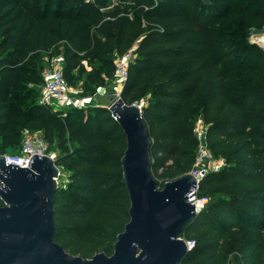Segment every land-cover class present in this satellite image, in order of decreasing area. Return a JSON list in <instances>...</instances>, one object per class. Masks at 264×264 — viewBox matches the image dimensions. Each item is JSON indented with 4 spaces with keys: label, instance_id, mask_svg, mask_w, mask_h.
I'll use <instances>...</instances> for the list:
<instances>
[{
    "label": "trees",
    "instance_id": "1",
    "mask_svg": "<svg viewBox=\"0 0 264 264\" xmlns=\"http://www.w3.org/2000/svg\"><path fill=\"white\" fill-rule=\"evenodd\" d=\"M251 28H264V0H0V152L20 148L26 128L58 140L56 163L71 174L54 198L56 242L84 258L111 255L130 198L122 127L106 106L42 104L46 59L62 54L69 85L89 96L135 46L121 96L142 105L159 187L194 165L199 115L213 155L227 161L200 182L210 201L181 235L195 244L180 264H230L231 255L262 264L264 48L248 40Z\"/></svg>",
    "mask_w": 264,
    "mask_h": 264
},
{
    "label": "water",
    "instance_id": "2",
    "mask_svg": "<svg viewBox=\"0 0 264 264\" xmlns=\"http://www.w3.org/2000/svg\"><path fill=\"white\" fill-rule=\"evenodd\" d=\"M106 107L126 135L121 163L130 198V220L117 235L113 253L84 258L53 239L56 160L34 154L29 167H21L7 164L0 154V264H180L188 254L181 235L198 215L195 203L187 201L195 176L187 172L159 187L142 106L120 94Z\"/></svg>",
    "mask_w": 264,
    "mask_h": 264
},
{
    "label": "built area",
    "instance_id": "3",
    "mask_svg": "<svg viewBox=\"0 0 264 264\" xmlns=\"http://www.w3.org/2000/svg\"><path fill=\"white\" fill-rule=\"evenodd\" d=\"M92 1V0H86ZM135 46L129 49L122 55H116L115 59V74L114 77L120 81H126L129 74L130 62L135 57ZM85 67L90 69L88 63L84 61ZM64 57L62 54L54 55L47 58L44 69L42 71V90L40 95V102L42 104L54 106L55 109H65L67 107L84 108L91 100V96L79 97L72 94L69 83L63 73ZM142 106L141 104H139ZM209 124L199 115L194 120V134L197 138V154L194 165L189 170L197 180L196 188L192 189L187 195V201L195 203L196 212L199 213L207 206L210 201L209 196H200L199 185L203 178L209 173L217 172L227 165L224 157H215L208 143ZM57 151L51 149L48 142L40 135L34 133L31 129H24L22 132V140L20 144V151L15 154L1 153L6 156V163L18 164L21 167H29V162L34 154L48 155L54 160H57ZM58 166V164H57ZM59 169V167H58ZM60 176V169L56 181L59 187L58 178ZM67 187V186H66ZM63 187V188H66ZM181 238H184L181 236ZM188 250L194 247V241L184 238Z\"/></svg>",
    "mask_w": 264,
    "mask_h": 264
},
{
    "label": "rangeland",
    "instance_id": "4",
    "mask_svg": "<svg viewBox=\"0 0 264 264\" xmlns=\"http://www.w3.org/2000/svg\"><path fill=\"white\" fill-rule=\"evenodd\" d=\"M248 40L250 42L256 43V44H258L264 48V28H262V29H257V28L249 29ZM125 83H126V81L117 80V78H115L113 76L111 79L108 80L107 85H105L103 87H98L95 95H89V96H91V100L88 102L87 106L84 108H87L89 106H108L111 102H113V100H115L121 94V92L123 91ZM69 86L72 90L73 95H76L79 97H86V96L82 95L81 83H78L76 86H71V85H69ZM52 108L55 109L54 106H52ZM196 118H195V120H196ZM33 131H34V133H36V134H38L44 138L42 131H40V130H33ZM50 145H51V149L56 150L58 152L57 153V158H58L62 154L61 148L59 147V144H58V140L55 139L52 144L51 143L49 144V146ZM70 147H71V150H73L71 145H70ZM19 151H20V148H17V147L6 149V153H10V154H15V153H18ZM58 167L60 169V176L58 178L59 187H66V186H68V184L70 182L71 169L68 167V165L62 164V163H59ZM230 258H231L230 264H236L235 263V257L233 255H231ZM262 264H264V261L262 262Z\"/></svg>",
    "mask_w": 264,
    "mask_h": 264
}]
</instances>
